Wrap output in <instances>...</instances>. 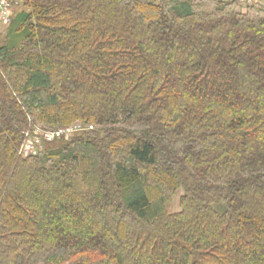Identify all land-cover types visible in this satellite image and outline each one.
Returning <instances> with one entry per match:
<instances>
[{
    "label": "trees",
    "instance_id": "obj_1",
    "mask_svg": "<svg viewBox=\"0 0 264 264\" xmlns=\"http://www.w3.org/2000/svg\"><path fill=\"white\" fill-rule=\"evenodd\" d=\"M206 1L17 0L0 264H264V4Z\"/></svg>",
    "mask_w": 264,
    "mask_h": 264
},
{
    "label": "built area",
    "instance_id": "obj_2",
    "mask_svg": "<svg viewBox=\"0 0 264 264\" xmlns=\"http://www.w3.org/2000/svg\"><path fill=\"white\" fill-rule=\"evenodd\" d=\"M222 2H234L242 7L248 6L256 0H220ZM14 4H17V0H0V29L3 28L9 21L10 12ZM92 126L83 127L79 123H74L67 128L64 129H56V130H41L40 128H36V131H39L37 136L29 137L25 144L22 145L21 151L25 154H35L40 146L42 140L51 141L61 135L71 134L75 132H79L83 129L91 128ZM37 133V132H36ZM28 135V133H26Z\"/></svg>",
    "mask_w": 264,
    "mask_h": 264
},
{
    "label": "rangeland",
    "instance_id": "obj_3",
    "mask_svg": "<svg viewBox=\"0 0 264 264\" xmlns=\"http://www.w3.org/2000/svg\"><path fill=\"white\" fill-rule=\"evenodd\" d=\"M213 1L211 0V1H206L204 4H202L200 7L201 8H211L212 6H214L213 5ZM258 4H261L260 2H258L257 0L256 1H254L253 3H251L249 6H256V5H258ZM17 7V4H14L13 5V11L15 10V8ZM79 124H83V123H81V122H79ZM36 128H42L43 130H53V129H46V128H43V127H41L40 125H39V127H34V133H35V135L37 136V134L39 133V131H36L35 132V129ZM41 129V130H42ZM83 130H81V131H79V132H76V133H71V134H64V136H62L63 138H70V137H72V136H74V135H77L78 133H80V132H82ZM28 136H30V135H28ZM61 137V138H62ZM178 199H179V193H176V194H174V196L172 197V200L169 202V204H168V209L170 210V211H176V210H178L179 209V201H178Z\"/></svg>",
    "mask_w": 264,
    "mask_h": 264
},
{
    "label": "bare ground",
    "instance_id": "obj_4",
    "mask_svg": "<svg viewBox=\"0 0 264 264\" xmlns=\"http://www.w3.org/2000/svg\"><path fill=\"white\" fill-rule=\"evenodd\" d=\"M12 10H13V7H12V9H11V12H10V17H11V13H12ZM10 17H9V20H10ZM8 23H9V21H8ZM8 23L3 27V28H1L0 29V31H2V30H4L5 28H6V26L8 25ZM76 133V132H75ZM73 134V133H72ZM25 135H26V133H25ZM26 136H28V135H26ZM31 138L32 136H28V138ZM22 152V151H21ZM23 153V152H22ZM27 155H32V154H27Z\"/></svg>",
    "mask_w": 264,
    "mask_h": 264
},
{
    "label": "crops",
    "instance_id": "obj_5",
    "mask_svg": "<svg viewBox=\"0 0 264 264\" xmlns=\"http://www.w3.org/2000/svg\"><path fill=\"white\" fill-rule=\"evenodd\" d=\"M258 2H260L261 4H264V0H257Z\"/></svg>",
    "mask_w": 264,
    "mask_h": 264
}]
</instances>
